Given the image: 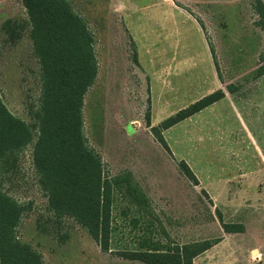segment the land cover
I'll return each instance as SVG.
<instances>
[{
	"label": "rangeland",
	"instance_id": "obj_1",
	"mask_svg": "<svg viewBox=\"0 0 264 264\" xmlns=\"http://www.w3.org/2000/svg\"><path fill=\"white\" fill-rule=\"evenodd\" d=\"M152 1L130 0L137 8ZM179 1L192 15L201 9L204 22L213 29V36L206 38L200 30L190 29L193 23H183L190 44L187 54L168 53L169 46L184 44L185 39L163 38L166 22L159 8L137 10L133 18L139 19L131 29L134 42L122 23L111 17L105 0H70L96 41L98 75L84 98L85 137L101 156L108 174H130L131 184L146 198L148 210L139 216L138 206H128L129 197L117 195L109 251H102L74 221H57L46 211L28 148L8 190L20 203L31 206L18 234L42 255L44 264H143L127 260L121 253L147 239L172 246L214 243L192 264H264V159L256 149V145H264V133L249 135L248 141L234 133L236 121L228 115L224 99L217 101L215 109L165 131L169 152L151 132V127L190 106L203 91V84L216 81V76L211 79L207 74L219 72L216 64L224 93L233 84L236 94L250 95L243 89H252L254 82L249 80L256 78L261 53L250 58L238 34L244 15L258 20L253 7H248L253 0H218L215 9L209 7L210 0ZM185 62L198 65L199 70L188 72H202V76L163 78L162 73H167L163 63L174 64L175 69ZM244 82L251 85L243 88ZM0 96L14 116L33 124L31 111L40 97V68L21 0H0ZM241 146L248 147L245 158L239 155ZM181 160L197 184L184 175ZM123 191L127 193V188ZM224 225L235 229L227 233Z\"/></svg>",
	"mask_w": 264,
	"mask_h": 264
},
{
	"label": "trees",
	"instance_id": "obj_2",
	"mask_svg": "<svg viewBox=\"0 0 264 264\" xmlns=\"http://www.w3.org/2000/svg\"><path fill=\"white\" fill-rule=\"evenodd\" d=\"M21 3L40 68V97L31 111L30 125L14 116L0 96V264H44L42 255L18 234L31 206L20 203L8 190L28 148L36 184L46 199V211L57 221H74L102 251L108 252L117 195L129 197L128 206H138L139 216L148 207L146 198L131 184L129 173L113 176L106 172L101 156L89 146L84 134V98L98 75L95 36L70 0ZM252 4L258 17L256 25L264 36V4L261 0ZM260 62L263 65L256 69V77L264 75V46ZM223 97L218 90L166 118L151 127L154 138L169 152L162 132ZM179 164L184 175L197 184L191 169L183 161ZM233 229L224 225L227 233ZM213 245L203 241L172 246L147 239L121 256L143 264H192Z\"/></svg>",
	"mask_w": 264,
	"mask_h": 264
},
{
	"label": "crops",
	"instance_id": "obj_3",
	"mask_svg": "<svg viewBox=\"0 0 264 264\" xmlns=\"http://www.w3.org/2000/svg\"><path fill=\"white\" fill-rule=\"evenodd\" d=\"M261 1L264 4V0ZM105 2H108L109 11L111 10L110 11L111 17H113V19H115L114 17H116L115 20L120 21L122 23V27H124V29L129 33L130 38H132L134 42H135L134 39L135 36L131 33L132 32L131 29H133L135 23H137L139 19L136 18V20H134L133 18L134 16H136L137 10L139 12H143L144 9H147L148 7H153V9L159 8L163 12V17H164L163 19L164 22H166V24L163 27L164 28L163 38L178 37L179 39H185L184 44L169 46L168 47L169 52L164 49L165 52L168 53H181V54L190 53V44H188L187 41L188 39L185 38V34L182 28V26L184 25L183 23H188V24L193 23L194 25H191L190 29L193 30L194 28V31L200 30L201 35L205 36L206 38L213 36V29L209 28L208 24L204 22L202 12L200 11L201 9L199 11H196L194 15H192L193 13L188 11L185 8L186 5L179 0H168L167 2L162 0H153L149 5H145L144 7H140V8H137V5L135 3L130 2V0H105ZM217 2L218 0H210L209 7L211 9L213 8L215 9L218 6ZM248 4H249L248 7L252 8L251 1H249ZM245 12L246 11L244 10V13ZM187 16L189 17L187 18ZM255 18H257L256 14H255ZM239 22L241 23V29L238 35L240 38H242V42H241L242 47L247 49V53H249L250 58L252 57L253 54H257V53L262 54L263 46H264V36L262 31L256 25L257 21H255V19L251 20L250 17L244 15L243 18L239 20ZM186 31L188 32V29H186ZM149 46L154 47L156 45L152 46L147 44V47ZM260 64L262 65L263 63L260 62ZM162 65H163V69L167 71V73H162L163 78H167L169 76H172L173 78L174 77L186 78L190 75L202 76V72L200 73L195 72L194 74L188 72L192 70H199V67L196 64H189L188 62L178 63L175 65L177 66L175 68L176 70L173 68L174 64L163 63ZM257 67H259V65H257ZM217 71L219 72H216L212 75H210L211 73L207 72L209 78L211 79H214V77L216 76L215 77L216 81L214 82L212 81L210 82V84L208 83L203 84L202 82L201 85L203 84L204 86L203 91L200 93V96H198V98L192 100L190 105L202 99L203 97L212 94L214 91L216 92L218 90H221L224 93V91L221 89L222 87H220L219 65ZM235 79L236 78H233L232 81L234 82ZM249 81L254 82V84L252 85L253 86L252 89L251 90L250 88L243 89V91L248 90L250 94L249 96H246V93L243 96L236 94L235 92L237 90L236 89L237 87H235V85L233 84H228L226 86L227 93L225 92L224 97L222 98L226 101V106L228 107L229 110L228 115H232L231 116L232 119L233 120L235 119L234 121H236L234 133L241 134L243 136V139H245V141H248L249 135L251 136L252 134L255 133L256 134L260 133L263 135L264 133V75L250 79ZM248 85L251 84L249 83ZM248 85L246 82H244L243 88ZM229 87L232 88L229 89ZM216 106H217V102L206 107L205 109L185 119L182 122H186L192 117L199 116V114L210 111L211 109H215ZM167 130L165 131L167 132ZM165 131H163L162 135L167 144V141L164 137ZM248 143L250 144V142ZM235 145L237 146V148H239L236 143H234V148ZM247 148L248 147L246 146H241L242 153L239 155L243 156V158L247 156L245 153V150ZM256 149L259 150V155L264 159V153H263L264 145L263 144L260 146L256 145ZM181 161H183L187 165V163L184 160ZM259 164H262L261 160H259Z\"/></svg>",
	"mask_w": 264,
	"mask_h": 264
}]
</instances>
